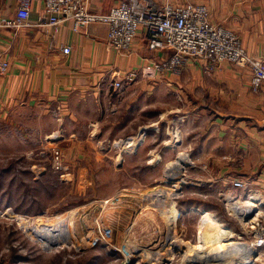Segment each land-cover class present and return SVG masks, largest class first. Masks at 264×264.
<instances>
[{"label": "crops", "instance_id": "crops-1", "mask_svg": "<svg viewBox=\"0 0 264 264\" xmlns=\"http://www.w3.org/2000/svg\"><path fill=\"white\" fill-rule=\"evenodd\" d=\"M174 1L206 5L212 22L234 31L249 55L264 58V0ZM118 2L87 0L99 14ZM17 4L0 0V16L14 15ZM42 7V0H32L28 26L16 33L0 30V60L9 63L0 76V112H18L24 140L35 136L36 142L54 131L56 115L63 114L77 137L82 128L76 125L93 120L101 133L112 129L105 134L130 136V146L171 144L170 123L176 117L177 155L196 162L198 178L264 177V83L254 91L248 68L221 63L206 73L187 60L178 74H142L167 60L170 51L149 50L138 32L130 51L118 53L108 45L106 24L76 30L68 20L55 30L39 22ZM119 80L122 86L115 89ZM56 106L63 111L56 113ZM109 113L112 123L103 128Z\"/></svg>", "mask_w": 264, "mask_h": 264}, {"label": "rangeland", "instance_id": "rangeland-1", "mask_svg": "<svg viewBox=\"0 0 264 264\" xmlns=\"http://www.w3.org/2000/svg\"><path fill=\"white\" fill-rule=\"evenodd\" d=\"M7 30L15 33L13 29ZM8 69V61L0 60V76ZM55 109L56 113L63 111V107L56 106ZM109 111L110 107L107 108ZM17 113L16 110L9 114L0 112V264H119L121 254L104 246V241L98 239L97 235H91V221L99 213L103 214L104 219L110 221L113 236L119 237H115L118 241L131 218L136 221L131 232H134L137 240L146 232L151 234L152 224L157 226L159 223L161 230L164 224L161 226L157 221L158 216L148 223L144 219L137 220L139 207H142L143 213L146 209L152 210L143 201L144 196L141 199L140 196L156 189L171 191L168 187H174L176 180L184 177L182 171L187 178L180 185L177 201L180 215L177 220L178 225L186 226V235L191 243L198 247L211 241L207 244L209 246L235 236L230 225L223 222L235 220V212L228 199L229 196L238 195V192H223V186L214 179L198 182L204 179L198 178L200 172H197L196 162L187 155L190 161H184V164L181 155H177L181 143H174L178 131L173 125H179V118L175 117L170 123L168 136L172 139L171 144L130 146V136L105 134L112 132V129L101 133L93 120L76 125L82 128L77 137L69 133L71 125L65 122L63 114H60L61 117L56 115L57 128L39 137V142L37 139L33 141L35 136L24 140L22 131L25 125H20L21 119ZM105 120L103 128L112 123L110 113ZM187 145L188 150L194 148L195 143L191 144L192 147ZM56 151H59L60 157L57 165L53 160ZM174 163L178 168H174L175 173L170 174ZM251 178L264 183V177ZM114 198L117 201L105 204ZM77 210L86 212L81 225L76 219L73 225L76 233L80 232L77 235L84 238L81 249L70 241L59 239L45 243L30 233L32 226L41 228L44 220L55 221L58 215L65 212L73 222L70 214ZM212 220H216L213 226ZM151 236V239L155 237Z\"/></svg>", "mask_w": 264, "mask_h": 264}, {"label": "built area", "instance_id": "built-area-1", "mask_svg": "<svg viewBox=\"0 0 264 264\" xmlns=\"http://www.w3.org/2000/svg\"><path fill=\"white\" fill-rule=\"evenodd\" d=\"M31 2L32 0H18L14 15L0 16V30L13 29L16 33L19 29L28 26ZM42 3L43 11L39 22L55 30L60 23L68 20L72 21L76 30L90 24L102 23L108 26L106 37L108 45L118 53L130 51L138 32L142 33L149 50L170 51L171 55L167 60L157 61L152 67H145L141 71L142 74L152 75L155 72L178 74L187 60H192L206 73L215 71L221 63L248 68L251 72L249 84L254 91L264 83V58L245 52L240 37L224 25L212 22L208 7L204 4L188 1L176 3L174 0H119L108 12L99 14L88 8L87 0H42ZM112 86L120 89L121 80L115 81ZM178 141L179 136L175 137V142ZM53 157L56 165L59 164V151H56ZM182 172L184 177L178 178L174 187L165 186L172 189V194L166 196V202L175 210H178L180 185L187 178L185 172ZM213 179L223 186V192L226 190L238 192V195L227 198L230 201L229 205L239 207L237 213L232 212L235 220L231 223L223 222L230 225L235 236L231 240H228L231 237L223 239V245L232 242L241 249L246 248L248 251L244 249V255L249 260L246 264L250 262L261 264V257L264 255V183H258L256 178H234L226 175ZM202 181L204 180L198 182ZM139 208L138 214L142 211V207ZM208 218L211 220L210 217ZM130 220L127 230L136 223L134 219ZM215 222L216 220L212 222V226ZM172 226H164L161 230L152 232L155 237L150 243L141 245L140 252L138 247L134 248L133 242L128 247L124 242L123 250L114 248L117 240L111 229L99 228V232L95 229L94 235L104 241V246L121 254L119 264H218L222 251L214 252L217 258L212 263H209V253L204 251L205 246L211 241L197 245L200 252L198 249L191 250L190 256L187 257L188 251L185 246L190 244L195 246V244L187 238L185 225H178L177 220ZM99 233L106 239L99 237ZM180 243L182 246L179 245ZM241 255L243 254L234 256L232 260L228 258L227 261L237 259L236 263L240 264Z\"/></svg>", "mask_w": 264, "mask_h": 264}, {"label": "bare ground", "instance_id": "bare-ground-1", "mask_svg": "<svg viewBox=\"0 0 264 264\" xmlns=\"http://www.w3.org/2000/svg\"><path fill=\"white\" fill-rule=\"evenodd\" d=\"M51 137H54V136H51ZM188 160H189L188 156L187 157L185 156L183 158V163H184V161H185V163L188 162ZM180 162L182 163V161H180ZM174 165L175 166H173L172 168H171L172 165L170 167H168V171L171 168L169 171L170 174H171V172L175 173V171H176L175 169L178 168L177 163H174ZM172 175H170V176H172ZM174 193H176V192H174ZM133 194H135V193H133ZM167 194L170 195V194H172V192L171 191H161V190L156 189V190H150L146 193H142L140 196V199L144 196L143 201H146L145 204L150 206L152 210L148 211V209H146V212L140 214V216L137 220L139 221L140 219H144V220H147V223H148V221L153 219V217L155 218L156 216H158V218L160 220L158 219L157 221L161 223V226L164 224V226H166V227H173L172 225L177 221L176 215H177L178 211L175 210V208H170V206L167 204V202H166ZM115 197H117V196H115ZM115 200H116L115 198L111 199L109 202L108 201L105 202V204L109 205L110 203H113V201H115ZM119 202H120V200H118V203ZM95 203H97V202L95 201ZM123 205H125V204H123ZM145 207H147V206H145ZM231 208L235 213H237L239 211V207H237L235 205H231ZM84 212L85 211H78L77 210L76 212L71 213L70 216H71L73 222L72 221L70 222V219H68L69 215L66 214V212H65V214L58 215V217L56 218L55 221L44 220L42 222L43 224L41 225V228L32 226L30 233H32L35 237L43 240L45 243H53L54 241H56V240L58 241V239H59V240H63L64 242L70 241L73 245H76V248L81 249V246L84 243L83 242L84 238H83V236L81 237L80 235L79 236L77 235V233L80 234V232L78 231L76 233V230L74 229L75 226L73 227V225H74V219L79 221V223L81 225L80 221H82V218H85V216H86V212L85 213ZM102 215H101V213H99L95 218L93 216L94 222L91 221L92 227H90L92 236H94V234H95V229H97V231L99 228L100 229H102V228L111 229L110 221H108V219L105 220ZM178 215H180V214L178 213ZM161 221H163V222H161ZM144 225H146V223H144ZM159 228H160L159 223L157 224V226L152 224V232L158 231ZM111 230H113V229H111ZM152 232H151V234H152ZM151 234L149 232H146L145 234L142 235L141 238L139 237V239L137 240V238L134 236V232H131V228H129L128 230L126 229L125 233L122 232L120 242H118V240H117L116 245H114L113 247L118 248L120 250H123V248H124L123 245L125 242L126 247H128V245L134 244L135 245L134 248L138 247V251L140 252V250H141L140 246L141 245H144L145 243L148 244L152 241ZM99 237L106 239L105 237H103V235L101 233H99ZM111 237H113V236L111 235ZM115 237L117 239L119 238L117 236H115ZM121 242H122V244H121ZM131 242H133V243L131 244ZM179 245L182 246V243H180ZM185 249L188 251V252H186L187 257L190 256L191 250H197L198 249V251H199V248H197L196 246L191 245V244L187 245V247L185 246ZM244 249L246 252L248 251V249H246V248H244ZM244 249H241L240 247H238L237 245H235L232 242L225 243L224 245L222 242H219V243H214L212 245H209L205 248V250L204 249H202V250H204L206 253L207 252L209 253V256H210L209 263H212L217 258V255L214 254V252L219 253L222 251V254L219 258L218 264H237L236 263L237 259L234 261H229V262L227 261V259L230 258L229 260H232L234 256H237L239 254H243V255H241V258L239 259L240 260L239 263L240 264H246V263H249V260L244 255L245 254ZM214 255H216V256L213 258ZM261 258H262L261 264H264V255ZM250 264H251V262H250Z\"/></svg>", "mask_w": 264, "mask_h": 264}]
</instances>
